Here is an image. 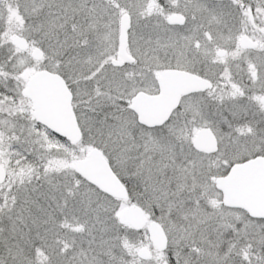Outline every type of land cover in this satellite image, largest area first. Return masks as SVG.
Instances as JSON below:
<instances>
[{"label":"snow or ice","instance_id":"1","mask_svg":"<svg viewBox=\"0 0 264 264\" xmlns=\"http://www.w3.org/2000/svg\"><path fill=\"white\" fill-rule=\"evenodd\" d=\"M0 264H264V0H0Z\"/></svg>","mask_w":264,"mask_h":264}]
</instances>
